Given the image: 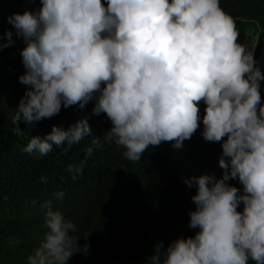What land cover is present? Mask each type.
Here are the masks:
<instances>
[{"label":"clouds","instance_id":"clouds-1","mask_svg":"<svg viewBox=\"0 0 264 264\" xmlns=\"http://www.w3.org/2000/svg\"><path fill=\"white\" fill-rule=\"evenodd\" d=\"M40 4L8 18L26 45L19 81L28 90L14 117L16 134H24L21 120L34 126L62 107L84 109L94 102L93 113L106 114L112 123L106 139L138 162L150 145L174 142L173 148H182L202 119L204 140L222 142L223 176L185 180L196 187L189 227L198 231L166 248L157 242L150 264H264V73L254 53L237 42L240 33L220 0ZM6 35L0 50L15 43L12 31ZM90 134L86 118L67 130L54 125L44 138L31 136L24 151L44 156L67 141V153ZM92 142L99 146L97 138ZM44 207L49 231L28 264H67L80 251L89 254L90 244L81 249L79 237L70 235L77 230L73 221Z\"/></svg>","mask_w":264,"mask_h":264},{"label":"trees","instance_id":"trees-1","mask_svg":"<svg viewBox=\"0 0 264 264\" xmlns=\"http://www.w3.org/2000/svg\"><path fill=\"white\" fill-rule=\"evenodd\" d=\"M103 2L106 6L107 0ZM220 6L235 22L240 33L237 42L254 53L264 73V0H220ZM40 7V0H0V44L7 43L8 31L15 41L0 50V264H28L49 231L45 205L73 221L77 230L70 235L79 237L81 249L90 244L89 254L80 251L67 264H150L157 242L163 241L166 248L198 231L189 227L196 187L185 180L205 174L222 178V142L204 140L201 119L182 148H173L174 142L150 145L138 162H132L123 155V147L106 139L112 123L106 114L93 113L94 102L84 109L62 107L58 115L34 126L21 120L24 134L17 135L14 117L28 90L19 81L26 71L21 57L26 45L8 18ZM205 107L201 102V117ZM85 118L91 134L67 153H62L67 141L59 147L53 144V151L44 156L24 151L31 136L44 138L54 125L67 130ZM78 167L83 171L77 172ZM229 183L240 187L238 180ZM59 192L64 193L63 199L57 198ZM238 211H243L242 204Z\"/></svg>","mask_w":264,"mask_h":264}]
</instances>
